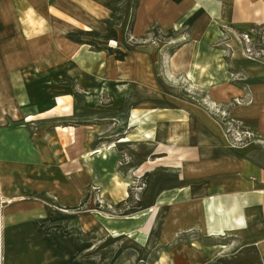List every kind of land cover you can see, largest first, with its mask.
Returning a JSON list of instances; mask_svg holds the SVG:
<instances>
[{
	"label": "rangeland",
	"instance_id": "374dc122",
	"mask_svg": "<svg viewBox=\"0 0 264 264\" xmlns=\"http://www.w3.org/2000/svg\"><path fill=\"white\" fill-rule=\"evenodd\" d=\"M123 4L120 6L122 19L119 25H115L117 40L109 42L113 47L128 52L123 62L66 37L67 31L97 27L67 26L54 17L20 19L22 35L36 39L30 45L5 44L6 56L20 51L21 58L6 59L5 73L0 74V161L6 191V194L0 191L5 199L0 218H3V209L12 205L11 229L18 227L24 238L35 239L38 243L67 244L69 258L75 262L85 257L98 260L97 249L107 244V237L115 234L114 224L118 220L146 213V219L137 229L130 226L127 230V238L133 234L136 237L155 207L158 209L154 219L163 212L161 204L149 207L144 204L141 209L127 208L120 212L111 206L116 197L125 194L127 189L133 198H142L146 184L145 168L142 166V171L137 173L141 137L146 135L140 127L141 116L126 123L128 127L124 129L118 118L123 109L117 106L114 95L108 92L109 84L115 88L113 81L122 80L118 77L121 71L136 67L139 71L137 76L143 74V70L149 71L152 78L150 86L168 106L163 110H177L178 107L169 106L171 100L198 108L220 127L224 146L244 162L243 171L240 170L238 175L244 187H239L237 192H243L245 200L242 205L223 204L225 218L230 223L220 236L235 235L239 229L246 231L244 237L236 232L240 236L239 241L227 237L225 240H230L228 245L222 246L211 245L213 239L199 235V231L178 234L173 236L170 245L151 252L128 248L130 241L125 243L118 239L119 244L117 240L113 243L116 250L111 259H101L99 264H155L161 255L171 262L173 253H165L178 243L189 244V239L195 240L200 249L222 248L217 254L205 258L208 264H221L220 253L229 264H264V186L259 190L261 203L252 202V183L256 182L258 175L264 178V149L259 164L254 168V147L264 141L255 137L252 122L231 114L238 105L249 106L252 96L243 84V70L237 68L231 59L230 48V44L236 42L240 57L249 62L263 58V31H237L223 25L217 38L205 45L213 52L214 49L221 50L222 63L229 62L226 63L225 74L215 66L212 77L208 76L215 82L210 83L226 79L228 87L242 90L241 95L217 101L203 90L204 86L199 81H189L186 75H176L173 71L174 68L188 71L186 69L191 65L188 55L192 45L183 44L191 37V28L178 26L174 28L178 33L176 38L162 39L148 33L153 27H157L158 33H163L164 29L154 24L144 34L136 36L127 32L130 11ZM8 25L11 26L12 22ZM13 25L16 26V21ZM11 30L14 33L13 28ZM142 30L140 23L136 24L134 31L139 34ZM103 43L99 40V44ZM26 55H31V59ZM199 76L195 78L202 81L204 76ZM94 80L99 83L98 87H93ZM103 88H106L105 93ZM180 110L187 111L183 107ZM159 155L148 159L154 161ZM177 163L165 159L156 165L177 167L180 171L181 165ZM151 166L148 164V168ZM33 191L44 192L41 196L29 195ZM74 206L76 208L71 209ZM236 206H241L240 210L237 208V211ZM211 212L207 208V215L215 213ZM236 219L243 223L236 224ZM253 227L255 236L250 234H253ZM3 239L6 245V237ZM257 247L262 249L261 253ZM181 254L187 258L186 251L177 253Z\"/></svg>",
	"mask_w": 264,
	"mask_h": 264
},
{
	"label": "crops",
	"instance_id": "0c3cea01",
	"mask_svg": "<svg viewBox=\"0 0 264 264\" xmlns=\"http://www.w3.org/2000/svg\"><path fill=\"white\" fill-rule=\"evenodd\" d=\"M133 1L124 0L123 4L121 0H0V74L4 75L5 73L6 59L19 60L21 58L20 51L12 52L6 56L5 44H30L32 40L36 39L22 35L19 25L20 19L33 16L44 19H53L54 17L60 19V22L67 26H94L97 28L92 30L99 34H105L107 26L104 20L113 12V7L118 5L122 15L123 11L120 6L123 4L125 9L129 7L130 20ZM133 13L130 32L136 36L144 34L146 29L154 24L164 31L172 29L174 38L178 36L177 30L174 28L178 26L191 28V37L183 43L192 45L191 53L188 55L191 65L186 69L188 71L183 69L180 71L174 68L173 71L176 75L183 74L189 81H199L201 86H204L203 90L217 101H225L234 95L242 94L240 88L228 87L226 79L217 81L216 84L210 83L213 80L209 79L208 76L212 77L215 66L221 73L225 74V66L229 62L222 63L221 50L214 49L213 52L205 45L208 44V41L217 38L218 32H220L219 28L223 25L233 27L237 31L255 32L256 29L262 30L264 39V0H137ZM14 21H16V26L8 25L11 22L13 24ZM69 21L75 23L69 25ZM138 23L143 27L139 34L134 31ZM11 28H13L14 33L10 32ZM68 32L70 31L66 33ZM99 40L94 39L98 45H107L105 43L110 42L100 40L104 43L99 44ZM109 45L111 44L109 43ZM230 48L232 51L231 59L237 68L243 70V84L252 96V103L249 106L238 105L234 107L231 114L247 122H252L255 137L264 141V57L249 62L240 57L236 42L233 41ZM106 55L114 59L112 55L107 53ZM212 57H214V61ZM26 58L31 59V55H26ZM124 60L115 61L123 62ZM125 70L118 75L122 80L115 79L113 81L116 83L115 88L109 84L108 92L114 95V102L123 109L118 118L124 125H122L124 129L128 127L125 125L126 123L137 120L141 116L140 127L146 136L141 137L140 157L137 163L145 168L143 176L146 184L142 198H131L130 203L132 204L128 202L127 206L114 209L116 212H120L127 208L141 209L144 204L148 207L151 204H161L163 205V212L156 219H153L146 233L141 235L140 231L136 237L133 234L130 237L133 242L125 237L128 234L127 230L130 226L134 230L137 229L142 224V220L146 219L147 214L144 212L137 213L132 218L118 220L114 224V230L112 229L115 234L107 237V244L100 247V250L113 247L115 252L116 246L113 243H116L117 240L119 244L120 240L118 239H124L125 242L131 241L128 248L134 247L151 252L157 248L170 245L174 235H186L195 231H199V235L203 237L212 238L213 241L210 239L211 245L215 246L229 243L230 240H225L227 237H234L239 241L240 236L244 237L245 229L236 231L240 236L236 235V232L235 235L220 236L230 222L225 218V215H220L217 208L219 207L223 211V204L242 205L244 202L243 192H237L239 187H244V183L238 179L239 171H243L244 162L240 161L238 156L224 146L220 127L210 117L198 108L190 106V103V105H185L176 100H171L172 104L169 106L178 107L177 110H163L168 106L164 98L158 96L159 94L150 86L152 78L149 71L143 70V74L137 76L136 72L139 74V71L136 67ZM199 74L204 76L202 81L195 78L200 77ZM132 80L136 82H132ZM98 85L99 83L94 80L93 87H98ZM102 90L105 92L106 88ZM84 104L86 103L84 102ZM181 107L186 108L187 111L180 110ZM159 145H168L176 149V153L172 155L169 161L171 163L178 162L181 165L180 171L177 167L166 168L164 165H152L148 168L147 161H150L148 158L152 155L161 154L158 156L159 158H165L168 155ZM254 148L253 164L255 168L261 159L264 143L258 144ZM179 154H182V160L178 158ZM0 160H2L1 156ZM2 171L3 166L0 161V191L6 194ZM177 171L180 173L178 174ZM206 174L208 175L206 176ZM255 180L256 182L253 181L252 183V202L253 204H260L262 199L259 190L264 186V178L258 175ZM129 191L130 189H127L125 194L116 197L111 206L113 207L119 201L124 200ZM41 192L44 191H33L29 195L40 196L38 193ZM136 202H138V206H133ZM13 205L15 206V204ZM206 205H211L210 212H215V218L214 214L209 215L214 219L208 218L207 208L205 210ZM240 207L236 206L235 208ZM12 209L13 206L10 205L2 211L4 226L7 225L8 227L5 235L6 245L2 264H85L82 259L75 262L70 260L69 249L65 243H38L35 239L24 238L18 227L11 229L9 220L12 212H14ZM252 231L253 234H250L254 235V227ZM189 240V244L178 243L165 253H173L171 262L167 257H164L165 255H161L164 260L160 257L155 261V264H208L205 258L222 250L220 247L200 249L195 240ZM257 249L259 253L262 252L260 247ZM100 250L97 249L98 252ZM181 251L188 253L186 255L188 259L182 254L177 255ZM218 256L221 264H229L227 260L222 259L221 253Z\"/></svg>",
	"mask_w": 264,
	"mask_h": 264
},
{
	"label": "trees",
	"instance_id": "16d2710c",
	"mask_svg": "<svg viewBox=\"0 0 264 264\" xmlns=\"http://www.w3.org/2000/svg\"><path fill=\"white\" fill-rule=\"evenodd\" d=\"M137 4V0L133 1L132 4V12H131V18L128 22V26H127V32L130 33L131 31V25H132V21H133V10L135 9ZM121 12L119 11L118 5L113 7V12L109 15V17L107 19L104 20L106 26H107V30L105 34H99L98 32H96L95 30H83V31H71L68 32L66 34V37L75 42V43H81V44H88L90 45L93 50L95 51H105L108 55H112L114 57L115 60H119L122 61L124 60L125 56L127 55V52L124 50H121L117 47H113L112 45H98L94 39H100V40H104V41H116L117 40V35H116V30H115V25H118L120 20H121ZM148 33H153L154 36L159 35L160 38L162 39H172L174 38V32L172 29H168L166 31H163L162 34L157 32V27H153L151 28ZM85 37V38H83ZM90 39H88V38ZM38 195H43V192L38 193ZM131 198H133V196L131 195V192H128L127 197L122 200L119 201L118 203H116L115 205H113V208H122L124 206H127L128 202L130 203ZM132 204V203H130ZM133 206H138V202H136L135 204H133ZM76 207H71V209H74ZM114 253V248L113 247H108L106 249L100 250L98 252V260L93 259L92 257H85L84 259H82V262H84L85 264H99V260L101 259H107L109 260Z\"/></svg>",
	"mask_w": 264,
	"mask_h": 264
},
{
	"label": "bare ground",
	"instance_id": "6f19581e",
	"mask_svg": "<svg viewBox=\"0 0 264 264\" xmlns=\"http://www.w3.org/2000/svg\"><path fill=\"white\" fill-rule=\"evenodd\" d=\"M10 6V5H9ZM12 7V6H11ZM10 20H11V18H10ZM214 20V19H213ZM31 21V20H30ZM30 21H29V23H30ZM3 22H4V20H3ZM8 23V22H7ZM13 25V24H12ZM17 31H19V30H17ZM18 35V34H17ZM13 37V36H12ZM28 38V37H27ZM22 39H23V36H22ZM21 39V40H22ZM19 40V39H18ZM13 41V40H12ZM264 43V42H263ZM21 44V43H20ZM28 45V44H27ZM26 45V46H27ZM30 45V44H29ZM23 46V45H22ZM15 47V46H14ZM24 47V46H23ZM239 48V47H238ZM27 51V50H26ZM243 55V54H242ZM132 66V65H131ZM130 66V67H131ZM133 68V67H132ZM126 71V70H125ZM129 75V74H128ZM154 78V77H153ZM155 80V79H154ZM159 80V79H158ZM155 83V82H154ZM125 85V84H124ZM141 85V84H140ZM123 86V85H122ZM136 87V86H135ZM142 87V86H141ZM137 90H139L138 88H137ZM142 91V90H141ZM144 91V90H143ZM146 91V90H145ZM138 92V91H137ZM105 93V92H104ZM140 94V93H139ZM108 96V95H107ZM138 97V96H137ZM136 97V98H137ZM135 98V97H134ZM135 98V99H136ZM140 98V97H139ZM134 99V100H135ZM138 99V98H137ZM143 100V99H142ZM142 100H141V102H142ZM139 102V101H138ZM136 103V102H135ZM137 104V103H136ZM132 106V105H131ZM101 119V118H100ZM104 119V118H103ZM134 119V118H133ZM97 122V121H96ZM61 128V127H60ZM61 129H63V130H67V129H65V128H61ZM125 131V130H124ZM102 133V132H101ZM65 134V133H64ZM68 134V133H67ZM146 136V135H145ZM71 137V136H70ZM122 140V139H121ZM129 141V140H128ZM175 145V144H174ZM85 146V145H84ZM115 146H116V144H115ZM159 147H161V149L162 150H164L168 155L165 157V158H157L156 160H154V161H147V164H149V165H156V164H158V163H161V161H163V160H165V159H170V158H172V155L173 154H175L176 153V149H174V148H172L171 146H168V145H164V146H160L159 145ZM178 158L180 159V160H182V154H179L178 155ZM185 163V162H184ZM177 164H179V163H177ZM186 165V164H185ZM193 170V169H192ZM142 171V166H139L138 167V169H137V173H140ZM225 171V170H224ZM208 174H206V176H207ZM210 184V183H209ZM207 187V186H206ZM191 193V192H190ZM207 194V193H206ZM192 197V196H191ZM195 198V197H194ZM213 200V199H212ZM146 201V200H145ZM204 201V200H203ZM210 204V203H209ZM226 206V205H225ZM207 208L209 209V210H211V205H207ZM157 207H155L153 210H152V212H151V216H150V219H149V221L147 222V224L146 225H143V227H142V231H141V235L142 234H144V233H146L147 231H148V229H149V225H150V222H151V220H153L154 218H155V216H156V214H157ZM230 208H228V210H229ZM237 210V209H236ZM239 210H240V208H239ZM217 211L220 213V215L221 216H224L225 215V213H224V210L222 211V209L221 208H217ZM228 212V211H227ZM234 212V211H233ZM204 214V213H203ZM238 214V213H237ZM6 215H7V213H6ZM218 216H219V214H218ZM237 216V215H236ZM1 217V216H0ZM217 217V216H216ZM241 217V216H240ZM7 218V217H6ZM141 218H144L143 216H141ZM212 218V217H211ZM218 218V217H217ZM216 218V219H217ZM212 219H214V218H212ZM223 220V219H222ZM143 221V220H142ZM234 221V220H233ZM221 223H222V221H221ZM235 223L236 224H240V223H243V221H241L240 219H236L235 220ZM5 225V223H4V221H2V218H1V222H0V264H2V260H4V249H5V244H4V239H3V237L6 235V230H7V225L6 226H4ZM214 225V224H213ZM212 225V226H213ZM221 225V224H220ZM159 226V225H158ZM161 226V225H160ZM222 227V226H221ZM226 227V226H225ZM218 228V227H217ZM224 229V228H223ZM159 231V230H158ZM157 231V232H158ZM221 232V231H220ZM123 234V233H122ZM151 234V233H150ZM223 234V233H222ZM116 236V235H115ZM121 236V235H120ZM124 236V235H123ZM122 236V237H123ZM155 236H156V234H155ZM126 237V236H125ZM148 237V236H147ZM130 238V237H129ZM154 238V237H153ZM149 239V238H148ZM124 240V239H123ZM133 240V239H132ZM131 240V241H132ZM145 240H147V239H145ZM173 240V239H172ZM130 241V242H131ZM133 242V241H132ZM126 243V242H125ZM138 243V242H137ZM136 244V243H135ZM129 246V245H128ZM140 246V245H139ZM141 247V246H140ZM144 247V246H143ZM134 249V248H133ZM144 249V248H143ZM146 249V248H145ZM148 249V248H147ZM100 250V249H99ZM136 251V250H135ZM143 255V254H142ZM82 258V257H81ZM139 259V258H138Z\"/></svg>",
	"mask_w": 264,
	"mask_h": 264
},
{
	"label": "built area",
	"instance_id": "2783aa9c",
	"mask_svg": "<svg viewBox=\"0 0 264 264\" xmlns=\"http://www.w3.org/2000/svg\"><path fill=\"white\" fill-rule=\"evenodd\" d=\"M247 53H250L249 50H246ZM5 201V199L2 198V196L0 195V215H1V209L3 206V202ZM0 222H1V218H0Z\"/></svg>",
	"mask_w": 264,
	"mask_h": 264
}]
</instances>
